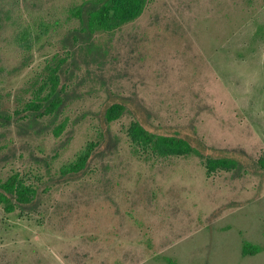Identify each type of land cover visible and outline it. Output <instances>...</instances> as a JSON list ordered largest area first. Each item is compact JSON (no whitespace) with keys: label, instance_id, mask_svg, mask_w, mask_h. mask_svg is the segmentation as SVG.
Wrapping results in <instances>:
<instances>
[{"label":"rangeland","instance_id":"obj_1","mask_svg":"<svg viewBox=\"0 0 264 264\" xmlns=\"http://www.w3.org/2000/svg\"><path fill=\"white\" fill-rule=\"evenodd\" d=\"M82 1L0 0V181L18 173L36 190L0 205V264H264V0H149L92 34L70 13ZM19 25L43 32L30 50ZM57 64L59 108L27 117ZM135 122L195 152L136 149ZM89 143L85 168L63 175ZM226 155L236 164L207 175Z\"/></svg>","mask_w":264,"mask_h":264},{"label":"trees","instance_id":"obj_2","mask_svg":"<svg viewBox=\"0 0 264 264\" xmlns=\"http://www.w3.org/2000/svg\"><path fill=\"white\" fill-rule=\"evenodd\" d=\"M149 0H84L79 5L70 9L73 17L78 19L82 31L92 34L96 31L111 32L122 25L135 20L141 15ZM6 14V13H5ZM3 11L0 9V24L3 18ZM3 17V18H2ZM39 29H44L39 24ZM16 33V41L22 42L23 48L30 50L37 44L43 36V32L33 29L31 25H19ZM60 65L48 66L45 76L39 79V83L33 88L31 98L25 103L22 111L27 112V117L31 116L34 120L45 115L53 114L61 104V89L59 88ZM123 106L120 103L111 104L106 112V120L118 119L122 114ZM131 143L143 152H148L156 156H187L195 152L190 140L174 136L156 134L143 124L135 122L129 129ZM94 148L93 143L87 144L77 154L75 159L61 169L63 175L76 174L85 168ZM206 174L211 175L218 169H229L236 164L233 156L226 155L222 158H210L203 162ZM264 168V161L260 162ZM36 198V190L18 173L11 174L4 181H0V205L6 213L13 212L16 208L31 204ZM256 247L244 243L242 254H253Z\"/></svg>","mask_w":264,"mask_h":264}]
</instances>
